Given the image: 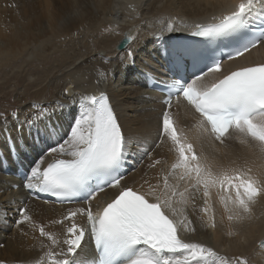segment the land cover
<instances>
[{
	"label": "snow or ice",
	"instance_id": "snow-or-ice-1",
	"mask_svg": "<svg viewBox=\"0 0 264 264\" xmlns=\"http://www.w3.org/2000/svg\"><path fill=\"white\" fill-rule=\"evenodd\" d=\"M157 22L161 25L153 34L157 39L186 31L206 44L226 42L230 50L176 45L165 51L171 75L159 81L165 96L152 146L144 147L126 130L104 91L81 93L73 100L77 113L63 135L48 124L63 111L59 101L32 104L33 111L23 117L20 109L0 111V132L8 141L9 155L47 144L32 160L23 187L50 194L60 203L83 202L47 224L34 219L27 205L17 207L15 225L38 232L33 238L43 254L34 264H249L242 254L221 253L189 234L197 231L193 216L205 227H216L217 202L229 222H243L264 198V167L239 152L221 153L239 146L264 157V62L224 69L227 61L264 45V0H230L207 21L189 23L169 14ZM125 39L131 45L136 38ZM127 55L134 63L135 51ZM189 62L194 71H188ZM113 71L98 69L97 83ZM179 108L184 109V118L176 111ZM13 125L19 133L15 139ZM25 128L31 145L24 141ZM208 142L219 145L211 157L205 150ZM162 146L173 156L170 164L153 158ZM134 149L141 160L151 161L149 169L160 166L157 175L139 187L122 183V169L136 154ZM106 189L114 190L111 197L93 207ZM52 225L62 231H49ZM233 234L229 230L228 235ZM85 245L94 248L90 256Z\"/></svg>",
	"mask_w": 264,
	"mask_h": 264
},
{
	"label": "bare ground",
	"instance_id": "bare-ground-1",
	"mask_svg": "<svg viewBox=\"0 0 264 264\" xmlns=\"http://www.w3.org/2000/svg\"><path fill=\"white\" fill-rule=\"evenodd\" d=\"M10 2L14 4L16 0ZM229 2L230 0H28L21 8L0 5V94L7 97L8 90L12 88L8 86L14 77L19 82V88L15 91L19 101L41 98L47 88L53 86L57 92L56 97H50L42 105H53L57 101L61 103L63 111L52 116L50 122L53 121V126L63 135V131L68 130L77 113L73 100L78 99L81 93L104 91L110 97L126 130L139 138L144 147L152 146L161 109V97L146 90V81L141 73L162 74L159 62L161 56L155 49V43L159 39L153 35L161 28L157 18L172 14L189 23L207 21L212 14L219 15ZM129 5L136 6L135 10L129 8ZM36 25H40L41 29L36 31ZM173 34L179 36L177 32L164 33L163 38ZM129 35L136 39L120 51L117 45L119 47ZM129 50L135 51V66L132 68L134 63L127 55ZM98 52L105 55L99 56ZM251 62H264V45L236 61L224 64V69ZM98 69L114 71L97 83ZM72 79V93H76H62L61 84ZM60 95H64V99ZM31 111L33 110H22V117L25 112ZM176 111L180 118L186 115L183 108ZM11 135L13 139L19 135L15 125ZM24 141L29 145L32 143L26 128ZM6 142L5 134L0 132V153L8 164L16 168L19 162L14 161L13 155H9ZM49 143H54V140ZM40 145L47 147L45 143ZM40 145L35 149L27 148L25 153L19 152L18 156L26 159V164L31 166ZM214 147L219 148V145L211 142L205 144L206 153L210 157ZM234 151L243 154L256 166L264 167V157L251 148L230 146L222 149L221 153L228 152L231 155ZM134 153L136 154L128 160L133 164V169L122 183L139 187L144 179L155 177L160 166L149 169L148 164L151 161L148 158L141 160L135 149ZM161 157L168 164L173 160L166 146L153 152V158ZM224 162L227 163V159ZM8 164L3 166L0 161V181L3 182L0 184V202L6 200L0 203V242L7 241L5 249L0 251V260H4L1 257L5 256L9 257L10 262L34 264L43 254L38 241L33 238L34 235L38 236V232L33 234L27 225H7L5 221L8 216H4L3 212L11 213L9 221L13 223L17 217L11 211L17 209L19 202H23L22 205L31 209L34 219L47 224L51 219L61 218L67 209L81 207L83 204L64 207L54 202L30 198L18 187L15 180L3 175L4 168L10 167ZM9 189L7 199L4 195ZM113 191L108 189L97 195L92 202L93 207L109 199ZM215 216V228L205 227L195 216L192 217L197 229L193 234L195 240H200L221 253L242 254L249 264H264V248L260 247V242L264 239V198L258 200L251 217L243 222H229L218 202L215 204ZM4 229L8 230V234L2 233ZM48 230L57 233L62 231L59 225H52ZM229 230L234 234L229 236ZM24 232H28V235ZM84 247L86 254L90 256L93 252L91 245Z\"/></svg>",
	"mask_w": 264,
	"mask_h": 264
},
{
	"label": "rangeland",
	"instance_id": "rangeland-1",
	"mask_svg": "<svg viewBox=\"0 0 264 264\" xmlns=\"http://www.w3.org/2000/svg\"><path fill=\"white\" fill-rule=\"evenodd\" d=\"M27 1L28 0H16V2H14V4H12V2H10V0H0V5H5V6H7V7H16V8H21V7H23V6H25L26 5V3H27ZM41 29V27H40V25H36L35 26V30L37 31V30H40ZM181 32H183V31H178L177 33H181ZM97 55H99V56H104L105 55V53H100V52H98L97 53ZM141 76V75H140ZM12 82H11V84L8 86V87H12V88H10L9 90H8V92H7V97H2L3 95H1L0 94V111H11V110H13V109H20V110H25V111H27V109H31L30 108V105H32V104H45V103H47L48 102V100L50 99V97H56V94H57V92H56V90L54 89V87L53 86H49L48 88H47V90H46V92H45V94H44V96H42L41 98H38V99H36V98H32V99H29V100H25V101H19L18 100V97H17V93H15V91L19 88V82H18V80H17V78L16 77H14V78H12ZM73 81V79L70 81V80H67L66 82H64L63 84H61V86L63 87V91H62V93H65V94H72V95H74L76 92H73L72 93V89H71V87H72V85L70 84L71 82ZM65 90H67V91H65ZM1 91V90H0ZM60 97L62 98V99H64V95H60ZM31 101V102H30ZM155 104V103H154ZM69 114H71V111L69 112ZM53 122V121H52ZM48 124L50 125V122L48 121ZM50 128H51V126H49ZM63 133H64V131H63ZM7 144H8V141L6 142ZM40 145V144H39ZM42 149H44L43 147H42V145H40L39 147H38V151L40 152L41 151V148ZM40 148V149H39ZM6 151V150H5ZM23 153H25L24 151H23ZM0 156H2V153H0ZM20 157V156H19ZM25 160V161H24ZM0 161H2V159L0 160ZM3 163V165L6 163V165L8 164L5 160L2 162ZM20 163H28L27 162V160L26 159H21V161L19 162V164ZM9 166H13L12 164H8ZM30 166V165H29ZM0 173H1V171H0ZM9 179V178H8ZM1 183L0 184H3V182L2 181H0ZM8 192H10V189H9V191H7L6 192V194H8V195H4L7 199H9V193ZM12 200V199H11ZM4 201H6V200H1V202H4ZM0 202V203H1ZM23 204V202H19V205H18V207L19 206H23L22 205ZM11 212H14V216H16L17 217V213H16V209L14 210V211H11ZM4 213V212H3ZM5 214V213H4ZM3 214V215H4ZM5 216V215H4ZM12 217V215L11 214H8V218H6V219H8V220H6L5 222H6V224L7 225H15V220L14 221H12L13 223H11L9 220H10V218ZM18 218V217H17ZM5 230H7V229H4V231H2V233L3 234H8V230H7V232H5ZM194 235L193 234H189V238H191V239H194ZM212 237L213 236H211L210 237V241L212 242ZM264 240V239H263ZM6 242L7 241H3L2 240V242H0V251L1 250H4L5 249V246H6ZM0 255H2V253H0ZM1 258H5L4 260H2V261H5V264H9V263H12V264H22V263H20V261H14V262H10L8 259H9V257H5V256H3V257H1Z\"/></svg>",
	"mask_w": 264,
	"mask_h": 264
},
{
	"label": "water",
	"instance_id": "water-1",
	"mask_svg": "<svg viewBox=\"0 0 264 264\" xmlns=\"http://www.w3.org/2000/svg\"><path fill=\"white\" fill-rule=\"evenodd\" d=\"M124 42H125V41H124ZM125 44H126V43L121 44V45L118 47V49H119V50H122V49L124 48Z\"/></svg>",
	"mask_w": 264,
	"mask_h": 264
}]
</instances>
